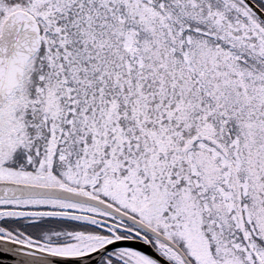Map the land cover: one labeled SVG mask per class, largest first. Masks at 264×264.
<instances>
[{"label":"snow or ice","instance_id":"6c2138e0","mask_svg":"<svg viewBox=\"0 0 264 264\" xmlns=\"http://www.w3.org/2000/svg\"><path fill=\"white\" fill-rule=\"evenodd\" d=\"M0 264H264V0H0Z\"/></svg>","mask_w":264,"mask_h":264}]
</instances>
